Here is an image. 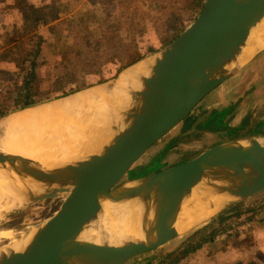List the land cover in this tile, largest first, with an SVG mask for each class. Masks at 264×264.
I'll use <instances>...</instances> for the list:
<instances>
[{
    "label": "water",
    "instance_id": "95a60500",
    "mask_svg": "<svg viewBox=\"0 0 264 264\" xmlns=\"http://www.w3.org/2000/svg\"><path fill=\"white\" fill-rule=\"evenodd\" d=\"M238 42L248 45L237 50L239 56L234 53ZM263 43L264 0H203L195 20L166 46L121 70L111 80L52 99L59 102L95 89L112 90L119 83L130 94L126 101L111 98L121 108L122 116L115 124L103 126L104 145L95 156L82 159L78 172L39 186H17L0 177V186L12 187L7 198L0 197V218L51 205L33 227L0 248V264H73L74 260L78 264H126L154 250L141 249L121 213L131 217V225L139 223L158 212L162 215V204L182 192L187 210L202 218L194 227L263 193L264 134L251 142H228L258 143L260 147L226 164L207 158L222 144L159 172L126 179L133 166L185 121L209 91L229 78L228 68L255 55L260 47L264 48ZM214 70L217 77L205 84V78ZM126 73L135 78L122 80ZM51 101L34 108L53 104ZM70 144L69 150L80 153ZM197 187L208 197L191 195L193 191L188 189ZM106 214H111V220L130 235L125 244H103L97 250L102 254L91 259L69 255L79 239L81 243H95L97 224L108 221H103ZM125 224L127 228L123 229Z\"/></svg>",
    "mask_w": 264,
    "mask_h": 264
},
{
    "label": "trees",
    "instance_id": "16d2710c",
    "mask_svg": "<svg viewBox=\"0 0 264 264\" xmlns=\"http://www.w3.org/2000/svg\"><path fill=\"white\" fill-rule=\"evenodd\" d=\"M12 1L5 17L18 13L19 21L0 25V118L113 78L177 38L203 7V0H87L77 15L64 0ZM251 130L224 124L216 132L234 134L225 143L254 137ZM243 204L214 218L218 226L203 240L215 244L217 235L230 231L224 225L231 217L224 213ZM200 247V241H184L167 256L180 264Z\"/></svg>",
    "mask_w": 264,
    "mask_h": 264
},
{
    "label": "bare ground",
    "instance_id": "6f19581e",
    "mask_svg": "<svg viewBox=\"0 0 264 264\" xmlns=\"http://www.w3.org/2000/svg\"><path fill=\"white\" fill-rule=\"evenodd\" d=\"M255 29L256 26L253 27V30ZM235 46V54H238L237 50L240 52V48H248L247 43L238 42ZM223 63L224 60L220 64L224 65ZM132 75L126 73L122 80H133L135 77ZM215 77L217 73L214 70L205 78L204 83L213 81ZM129 95V90L123 83H119L112 90L101 88L85 94H75L57 103L20 111L3 118L0 120V177L17 186H39L55 183L69 174L78 172L82 159L95 156L100 146L104 145L106 137H103V126L115 124L119 116H122L121 108H117L111 98L118 97L126 101ZM70 143L74 144L80 153L74 154L73 150H69ZM259 147L258 143H228L221 146L217 152L208 153L207 158L226 164L235 157L247 155ZM9 189H12L9 185L0 186V197L7 198ZM188 190L193 191L190 194L194 197H208L205 191L198 187ZM181 193L162 204V215L158 212L147 220L146 217L143 218L138 224L131 225V217H127L126 213L120 214L126 217L123 222L129 225L131 233H135L141 249L155 250L170 237L187 230L202 219L187 210ZM103 218V221H108L97 224L95 243H81L82 240L79 239L71 246L69 255L91 259L102 254L97 250L103 244L111 247H121L125 244L130 235L121 231L119 224L111 220V214H106ZM127 224L123 229L127 228ZM20 234V231H3L0 236L13 237ZM72 263L78 264L77 260Z\"/></svg>",
    "mask_w": 264,
    "mask_h": 264
},
{
    "label": "rangeland",
    "instance_id": "374dc122",
    "mask_svg": "<svg viewBox=\"0 0 264 264\" xmlns=\"http://www.w3.org/2000/svg\"><path fill=\"white\" fill-rule=\"evenodd\" d=\"M34 1L39 2V0ZM64 1L73 13L79 15L82 14L80 11L87 0ZM2 2L3 0H0V25L18 23V13H13L12 17H5L7 14L5 7H13L15 3L12 0H5L2 6ZM189 25L187 24V27ZM90 28L94 30L93 25ZM0 45L5 46V42L2 40ZM164 46H160L157 50ZM1 49L4 47L0 46ZM145 55L148 56L149 53L145 52ZM228 69L229 78L222 79L215 88L209 91L185 121L133 166L126 179L159 172L207 150L231 142L221 143L233 137L234 134L231 131L229 132L232 134L216 132L217 127L224 124L230 128L244 124L252 129L255 136L243 139L248 142L264 134V48L260 47L255 55L241 60L233 68ZM56 102L58 100H52L50 103ZM40 105L24 107L6 116ZM3 156L4 154L1 155V157ZM50 207L51 205L37 206L2 218L0 233L20 231L21 234H24L45 216ZM235 215H239V217ZM224 217H231L224 225L225 229L230 228L231 230L224 233L227 234L226 236L217 235L215 244L203 240L208 238L218 226L217 222L211 220L199 223L170 237L154 251L143 254L126 264H171V257L167 255L178 250L184 241L191 243L200 241L201 247L193 257L187 258L180 264H264V192L245 201L237 211L224 213ZM17 236H0V248ZM153 253L155 255H151ZM163 256L165 257L163 258Z\"/></svg>",
    "mask_w": 264,
    "mask_h": 264
},
{
    "label": "built area",
    "instance_id": "2783aa9c",
    "mask_svg": "<svg viewBox=\"0 0 264 264\" xmlns=\"http://www.w3.org/2000/svg\"><path fill=\"white\" fill-rule=\"evenodd\" d=\"M224 236H226L227 234H223Z\"/></svg>",
    "mask_w": 264,
    "mask_h": 264
}]
</instances>
